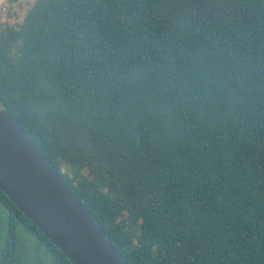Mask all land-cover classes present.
Masks as SVG:
<instances>
[{
  "label": "trees",
  "instance_id": "1",
  "mask_svg": "<svg viewBox=\"0 0 264 264\" xmlns=\"http://www.w3.org/2000/svg\"><path fill=\"white\" fill-rule=\"evenodd\" d=\"M0 106L128 264H264V0H34ZM0 207V264H72Z\"/></svg>",
  "mask_w": 264,
  "mask_h": 264
},
{
  "label": "water",
  "instance_id": "2",
  "mask_svg": "<svg viewBox=\"0 0 264 264\" xmlns=\"http://www.w3.org/2000/svg\"><path fill=\"white\" fill-rule=\"evenodd\" d=\"M7 0H0V7ZM0 190L72 264H128L9 111L0 106Z\"/></svg>",
  "mask_w": 264,
  "mask_h": 264
},
{
  "label": "rangeland",
  "instance_id": "3",
  "mask_svg": "<svg viewBox=\"0 0 264 264\" xmlns=\"http://www.w3.org/2000/svg\"><path fill=\"white\" fill-rule=\"evenodd\" d=\"M33 3L34 0H17L14 3H3L0 7V24L17 27L20 23H22ZM62 171H66V168H63ZM2 214L3 211L0 207V230L3 224ZM32 261V256L27 255L25 257L24 264H35L32 263Z\"/></svg>",
  "mask_w": 264,
  "mask_h": 264
}]
</instances>
